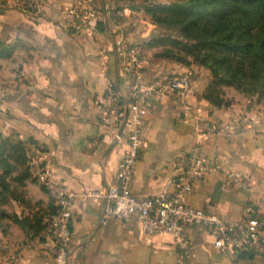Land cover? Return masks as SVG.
I'll return each instance as SVG.
<instances>
[{
  "label": "crops",
  "instance_id": "0c3cea01",
  "mask_svg": "<svg viewBox=\"0 0 264 264\" xmlns=\"http://www.w3.org/2000/svg\"><path fill=\"white\" fill-rule=\"evenodd\" d=\"M82 1L98 9V19L92 31H71L63 25V13ZM146 5L141 0H0V37L27 46H18L9 59L0 58V132L15 140L34 139L31 165L41 160L76 194L114 183L124 153L116 139L126 136L131 94V76L122 70L116 41L140 42L146 54L144 82L188 72L191 90L187 105L170 93L153 102L143 121L146 144L130 192L140 200L157 195L180 171L173 161L191 151L201 126L208 130L201 140L203 154L243 173L246 186L225 184L221 171L211 172L194 184L187 203L232 220L247 206L264 210V110L226 92L230 106L209 103L203 97L208 69L159 57L163 47L147 45L160 28L150 21ZM109 82L120 92L118 103L109 99ZM107 105L115 111L110 124L101 119ZM26 191L30 207L10 200L1 209L31 220L39 209L51 213L50 197L39 182L29 181ZM106 207L105 199L74 202L69 264H264L258 251L218 252L199 225L188 229L195 254L184 259L171 234L144 233L138 212L122 226L106 216ZM31 224L24 229L0 215V264H53L52 234L43 223Z\"/></svg>",
  "mask_w": 264,
  "mask_h": 264
},
{
  "label": "built area",
  "instance_id": "2783aa9c",
  "mask_svg": "<svg viewBox=\"0 0 264 264\" xmlns=\"http://www.w3.org/2000/svg\"><path fill=\"white\" fill-rule=\"evenodd\" d=\"M148 4L155 3L150 0ZM98 16L99 11L91 2L82 1L64 11L62 22L71 31H92ZM116 46L122 70L131 76V94L124 122L126 136L118 135L116 139L124 153L115 182L100 190L76 194L49 168L40 167L41 160H34L40 167L38 182L46 188L56 207V212L45 217L46 229L52 234L56 245L53 264H69L72 206L78 198L92 202L105 199L106 216L116 218L122 226L127 225L133 212H138L142 231L148 235L171 234L180 257L184 259L192 258L195 254L188 233V229L194 225L206 230L213 248L218 252L258 251L264 254V210L258 211L247 206L240 218L232 220L207 214L186 201L194 184L211 172L221 171L225 184L246 186L243 173L223 168L219 157H207L203 154L201 140L208 130L205 131L201 126L197 129L198 139L191 151L173 161L180 171L165 182L157 195L140 200L130 192L129 184L134 176L138 155L146 144L142 131L145 116L150 112L153 102L161 100L165 94H174L186 104L191 79L188 72H182L144 82L142 76L146 54L142 43L117 40ZM109 93L111 102L121 101L120 92L111 82ZM111 106L107 105L101 112L104 124H110L112 115H115ZM186 108L189 109L188 106Z\"/></svg>",
  "mask_w": 264,
  "mask_h": 264
},
{
  "label": "trees",
  "instance_id": "16d2710c",
  "mask_svg": "<svg viewBox=\"0 0 264 264\" xmlns=\"http://www.w3.org/2000/svg\"><path fill=\"white\" fill-rule=\"evenodd\" d=\"M145 11L153 24L174 33L147 42L150 47L163 46L157 53L159 57L209 70L210 81L203 93L209 103L218 108L232 104L224 86L257 95L258 102L264 97V0H175L147 4ZM18 46L27 47L0 37V58H11ZM34 143L32 138L15 140L0 132V215L24 229L31 227L32 220L46 227V212L39 209L31 220L23 214H9L1 206L10 200L31 206L26 186L29 181L38 182L29 155ZM40 188L48 193L43 185ZM48 208L50 214L56 212L51 198Z\"/></svg>",
  "mask_w": 264,
  "mask_h": 264
},
{
  "label": "rangeland",
  "instance_id": "374dc122",
  "mask_svg": "<svg viewBox=\"0 0 264 264\" xmlns=\"http://www.w3.org/2000/svg\"><path fill=\"white\" fill-rule=\"evenodd\" d=\"M153 1L154 3H170V2H173L175 0H151ZM142 2V5L145 4H148L150 2V0H141ZM141 5V4H140ZM160 28V27H159ZM158 36L159 35H170V36H173L174 33L172 31H169V30H165L163 28H160L159 29V33L157 34ZM163 47V46H162ZM223 90H225L226 93H229V94H234L235 97H237L238 95L239 96H242L244 98H246L247 100H250L252 102H254V104L259 108V109H263L264 110V97L260 99V101H256L258 99V96L257 95H249V94H245L243 93L242 91L236 89L235 87H229V86H224L223 87ZM226 96V94H225ZM228 98V97H226ZM229 99V98H228ZM231 100V99H230ZM33 168L36 170V174L38 173V171L40 170L39 166L36 164L32 165Z\"/></svg>",
  "mask_w": 264,
  "mask_h": 264
}]
</instances>
